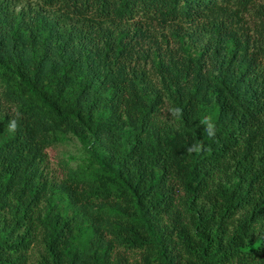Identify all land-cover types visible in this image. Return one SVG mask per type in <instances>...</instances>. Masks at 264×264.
<instances>
[{
	"label": "trees",
	"instance_id": "1",
	"mask_svg": "<svg viewBox=\"0 0 264 264\" xmlns=\"http://www.w3.org/2000/svg\"><path fill=\"white\" fill-rule=\"evenodd\" d=\"M0 264H264V0H0Z\"/></svg>",
	"mask_w": 264,
	"mask_h": 264
},
{
	"label": "rangeland",
	"instance_id": "2",
	"mask_svg": "<svg viewBox=\"0 0 264 264\" xmlns=\"http://www.w3.org/2000/svg\"><path fill=\"white\" fill-rule=\"evenodd\" d=\"M82 150L81 143L76 138L53 146L49 150L52 172L57 176H62L67 167L75 166L77 160L83 156Z\"/></svg>",
	"mask_w": 264,
	"mask_h": 264
}]
</instances>
